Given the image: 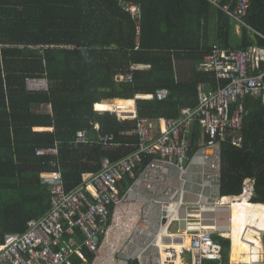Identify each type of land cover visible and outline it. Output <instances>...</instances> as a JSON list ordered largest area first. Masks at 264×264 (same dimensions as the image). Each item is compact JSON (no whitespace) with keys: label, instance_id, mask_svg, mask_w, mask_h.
<instances>
[{"label":"trees","instance_id":"1","mask_svg":"<svg viewBox=\"0 0 264 264\" xmlns=\"http://www.w3.org/2000/svg\"><path fill=\"white\" fill-rule=\"evenodd\" d=\"M128 3L140 6L139 18L125 8ZM224 6L234 11L238 0H0V244L49 210L50 186L41 172L55 169L52 162L72 189L84 173L100 170L104 157L135 149L131 144L138 136L121 133L136 120L113 111L129 116L137 106L139 117L177 118L184 107L197 106L200 83L216 88L215 74L198 69L215 43L264 48V0H249L240 41ZM133 65L150 67L133 70ZM129 73L132 81L119 79ZM28 78L46 80L48 89H28ZM158 89H167L168 97H136ZM244 103L243 145L222 143L221 184L222 195L238 196L247 178L255 180L246 221L254 225L264 222V100L247 97ZM43 104L51 111L35 110ZM83 129L131 144L116 149L92 140L77 144ZM198 134L195 122L194 150ZM54 145L57 156L36 152ZM132 181L125 178L122 191ZM214 240L223 245L221 264H230L231 240L218 234Z\"/></svg>","mask_w":264,"mask_h":264},{"label":"built area","instance_id":"2","mask_svg":"<svg viewBox=\"0 0 264 264\" xmlns=\"http://www.w3.org/2000/svg\"><path fill=\"white\" fill-rule=\"evenodd\" d=\"M211 1L217 4L219 0ZM248 7L249 0H238L236 10L229 6L224 10L233 24L242 26ZM125 8L139 18L140 6L128 3ZM263 62V47L215 43L198 69L213 72L217 85L208 89L205 83L199 84L197 106L184 107L177 118L139 117L137 110L129 116L119 113L120 119L136 120L132 129L121 133L138 136L137 143H125L135 149L116 159L104 157L101 169L84 173L72 189H67L57 162H52L55 169L41 172L50 186L49 210L30 219L24 232L6 234L0 244V264H130L134 260L138 264H180L185 256L190 257V264L206 260L221 264L223 245L214 240V234L230 239L232 247V206L237 200V195H222V143L243 145L244 100H264ZM148 67L133 65L132 69ZM119 79L132 81L133 73ZM36 81L28 78V89H48L47 81ZM168 95L167 89H158L136 97L163 99ZM195 122L199 134L194 150ZM90 131H79L77 144L90 141ZM97 141L112 149L125 145L112 133L98 134ZM36 152L57 156L59 148L54 145ZM127 177L133 181L122 191ZM248 181L252 182L249 198L253 200L254 179L244 181L242 193ZM227 197L230 200L225 201ZM175 222L178 230L170 231ZM166 227L170 233L164 235ZM259 231L261 235L256 236L262 246L254 244L251 251L256 258L234 263L230 250V264H264V230ZM89 253L94 255L92 260Z\"/></svg>","mask_w":264,"mask_h":264},{"label":"bare ground","instance_id":"3","mask_svg":"<svg viewBox=\"0 0 264 264\" xmlns=\"http://www.w3.org/2000/svg\"><path fill=\"white\" fill-rule=\"evenodd\" d=\"M39 83V81H37ZM252 186V182L248 181L244 186V192L237 196V200L233 202V212H232V232L230 234V237H232V247L237 250L240 247V250H237L235 252L232 251V261L234 263H239L241 261H250L252 258H256V256L251 255V251L253 249V245L255 244L256 247H261V240L256 235H261L259 230H264V222H257L254 225H247L246 229L241 235L240 230H234V226L238 224V222H241L248 219V209L247 205L250 202H253L249 198L250 188ZM225 201L230 200V198H224ZM257 203V202H254ZM170 233L169 230H167V227L164 228V231ZM164 234V232H163ZM167 235V234H164ZM246 236V238H244ZM188 237V235H187ZM235 237V239H234ZM242 242V243H240ZM163 241L161 242V245H163ZM234 249V250H235ZM258 250V249H256ZM234 253V254H233ZM182 263H185L184 259ZM180 263V264H182Z\"/></svg>","mask_w":264,"mask_h":264},{"label":"rangeland","instance_id":"4","mask_svg":"<svg viewBox=\"0 0 264 264\" xmlns=\"http://www.w3.org/2000/svg\"><path fill=\"white\" fill-rule=\"evenodd\" d=\"M40 82V81H39ZM36 83H38L37 81H36ZM39 84V83H38ZM32 90V89H31ZM109 101H113V100H109ZM35 110L36 111H39V112H50L51 111V107H50V105H48V104H43V105H39V106H37L36 108H35ZM110 111V110H109ZM112 112V111H111ZM114 112V111H113ZM118 115H119V113H118ZM123 116H128V115H123ZM51 129V128H50ZM53 129V128H52ZM130 203H128V205H129ZM128 205H124V206H128ZM137 206H139V204L137 205ZM204 215H208V213H205ZM181 218H182V215H181ZM183 222V221H182ZM205 224L206 225H208L209 224V221H206L205 222ZM238 224H244L245 226H244V228L243 229H239L240 231H241V235H242V233L244 232V230H245V228H246V225L248 224L247 222H246V219L243 221H241V222H238ZM178 228H179V224L177 223V222H175L174 224H173V226H172V228L170 229V231H173V232H176L177 230H178ZM128 230H130V229H127V233H128ZM234 239H235V237H234ZM145 241V239H143L142 240V242H144ZM186 241L188 242L189 241V236L187 237L186 236ZM240 243H242V242H240ZM243 244V243H242ZM244 245V244H243ZM234 249H235V247H234ZM233 249V252H235V251H237V250H240V247L236 250H234ZM231 252H232V250H231ZM234 254V253H233ZM231 255H232V253H231ZM184 261H185V263H182V264H190V257H188V256H185L184 257Z\"/></svg>","mask_w":264,"mask_h":264},{"label":"crops","instance_id":"5","mask_svg":"<svg viewBox=\"0 0 264 264\" xmlns=\"http://www.w3.org/2000/svg\"><path fill=\"white\" fill-rule=\"evenodd\" d=\"M241 33H242V27L241 25H235L234 28V36L239 39V41L241 40ZM137 107V106H136ZM164 234H167L166 230L164 231ZM187 236V235H186ZM186 239V238H185ZM232 253V252H231ZM232 258V257H231Z\"/></svg>","mask_w":264,"mask_h":264},{"label":"water","instance_id":"6","mask_svg":"<svg viewBox=\"0 0 264 264\" xmlns=\"http://www.w3.org/2000/svg\"><path fill=\"white\" fill-rule=\"evenodd\" d=\"M39 81L40 80H43V79H38ZM46 81V80H45ZM134 101H135V104H136V99H134ZM50 107H51V105H50ZM136 110H137V107H136ZM88 138L90 139V140H92V141H97V139H98V134L96 133V131H94V130H91L89 133H88Z\"/></svg>","mask_w":264,"mask_h":264}]
</instances>
